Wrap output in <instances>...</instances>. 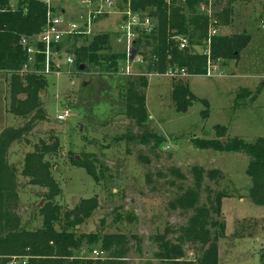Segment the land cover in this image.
I'll return each instance as SVG.
<instances>
[{
  "label": "rangeland",
  "instance_id": "rangeland-1",
  "mask_svg": "<svg viewBox=\"0 0 264 264\" xmlns=\"http://www.w3.org/2000/svg\"><path fill=\"white\" fill-rule=\"evenodd\" d=\"M113 1L112 13L101 17L93 29L94 33L110 32L111 51L126 54V40L117 33L120 14L116 13V7L121 9L122 5L120 0ZM49 2L54 12L67 22L80 23L87 15L81 0ZM232 8L231 21L221 25L220 35L246 31L250 41L237 60L215 61L212 75L181 77L194 96L185 113L175 110L170 96L177 78L148 75L147 129L162 137L158 146L153 139L145 145L125 138L140 129L123 116L125 102L120 92L128 76L123 72L124 62L117 63L116 74H102L98 68L90 72L86 64L80 70L66 62L70 56L67 52L87 43L90 35L77 41L66 39L60 45L53 55V73L41 74V70L33 73L45 80L38 97L46 118L36 121L26 141L13 143L8 152L9 162L17 168L18 213L26 227H40L42 217L38 208L47 202L43 196L47 189L32 185L29 177L21 175L24 156L35 146L53 142L55 150L45 156L59 188L53 202L66 211L80 199L94 197L97 205L76 226L78 233L125 235L129 242L125 255L128 264H160L155 257L154 237L171 228L174 231L168 238H175L178 229L187 223L192 211L172 210L168 204L183 189L192 186L194 166L219 170L221 177L215 181L205 179L204 186L228 195L222 199L219 218L225 224L224 236L218 241L219 263L264 264V208L248 197L251 186L245 173L248 156L199 149L192 143L194 138L221 139L215 125L226 127L223 143L232 137L253 142L264 136V0L235 2ZM134 68L138 69V65L134 64ZM26 71L31 74L33 64ZM26 73H20V78ZM9 77L0 72V132L9 126H22L29 119L8 112ZM244 88H249V93L239 98ZM64 110L68 116L58 120ZM86 154L96 158L93 164L100 174L98 182L78 164L86 159ZM172 169H178L185 178H178ZM210 191L201 189L200 204L207 202L209 194L212 198ZM94 250L99 254H94ZM184 251L188 259L197 254L190 245H184ZM76 252L82 258L107 257L98 245L85 244Z\"/></svg>",
  "mask_w": 264,
  "mask_h": 264
},
{
  "label": "trees",
  "instance_id": "trees-1",
  "mask_svg": "<svg viewBox=\"0 0 264 264\" xmlns=\"http://www.w3.org/2000/svg\"><path fill=\"white\" fill-rule=\"evenodd\" d=\"M250 0H212L213 16L221 25H228L233 13L235 2ZM0 0V72L10 75L8 80L9 105L8 112L21 118H29L22 126L6 127L0 132V264H128L126 254L129 242L123 234L78 233L77 225L88 218L96 207L94 197L80 199L70 210L61 211L60 206L53 202L59 188L51 175L50 161L46 154L52 153L56 143L35 146L34 150L24 156L21 175L29 177L32 185L44 187L47 190L43 196L47 200L38 208L42 217L40 227L30 229L21 219L18 196L17 168L8 160V152L13 143L26 141L27 135L33 129L36 121L46 118L41 107L38 91L45 84L43 74L44 56L35 55L33 72L26 73L28 60L24 47L20 44L23 37L32 38L40 34L46 23V6L39 0ZM127 3V0H120ZM208 0H130L132 11L147 12L151 17L155 15L156 27L151 33L139 31L133 41L141 55L143 64L139 66L142 74L126 76L125 88L120 96L125 102L123 116L131 120L139 129L136 134H127V140H136L140 144H148L150 139L158 146L163 142L158 136L147 129L149 114L146 108V89L148 75L164 73L169 67L184 69L191 75L205 74V57L195 53L191 48L202 45L207 37L208 16L198 8L200 3ZM216 7V8H215ZM53 10V8H52ZM54 11V10H53ZM182 35L188 39L189 47L179 48V42L174 36ZM110 32H96L90 35L87 43H80L67 53L73 58L77 68L86 64V69L96 72L98 68L102 74H116L117 63L125 62L124 52H112ZM77 41L86 36H73ZM62 40L55 45L56 52ZM250 35L246 31L232 35H217L211 39V57L214 61L237 60L240 52L248 45ZM41 47V45H39ZM20 73H26L20 78ZM249 90L239 92V98H244ZM23 96V98H21ZM175 110L185 113L194 100L187 81L177 78L173 81L170 92ZM204 111V116H206ZM214 130L218 138H223L226 127L215 125ZM220 139L194 138L192 143L199 149H214L220 152H239L248 156L245 169L251 180L248 197L257 205L264 208V136L253 142H246L240 137L226 139L221 144ZM84 160L78 162L86 172L98 182L96 158L86 154ZM92 160V161H91ZM178 178L185 176L178 169L171 171ZM192 186L181 191L169 202L170 209L192 211L184 226H181L175 238H168L174 230L165 229L157 234L155 257L160 264H220L218 259V241L224 236L225 224L220 221L222 199L228 197L224 191H210L204 180L215 181L221 177L217 169L205 170L194 166L191 168ZM201 189L213 193L207 196V202L200 204ZM85 244L98 245L100 250L107 253L106 258H82L77 250ZM184 245H190L197 254L188 259ZM75 251V252H74ZM90 250L89 252H91ZM19 259V260H18Z\"/></svg>",
  "mask_w": 264,
  "mask_h": 264
},
{
  "label": "built area",
  "instance_id": "built-area-1",
  "mask_svg": "<svg viewBox=\"0 0 264 264\" xmlns=\"http://www.w3.org/2000/svg\"><path fill=\"white\" fill-rule=\"evenodd\" d=\"M43 4H46V23L42 28L39 35L32 38L23 37L20 44L24 47L27 55L28 65L33 64L35 61V55L40 53L44 56V69L43 74L53 73V55L56 53L53 48L59 44L62 40L73 37L92 35L94 33V25L99 19L109 13H112V9L115 7L113 0H81V5L86 8L87 15L85 19L80 23L67 22L58 13L52 10L49 0H39ZM127 3H122L121 9L116 7V13L120 14V23L118 25L117 33L120 37L126 40V60L124 62V73L126 75L142 74L139 66L143 64V60L140 54H136L133 60L128 59V49L133 45V41L137 38L138 32L151 33L155 30L156 20L155 15L151 17L147 12L132 11ZM180 3H185L186 0H179ZM169 2V0H167ZM198 8L205 15L208 16V31L207 37L202 42V45H194L191 48L195 53H199L205 57V76H210L213 73L215 62L211 57V39L213 36L220 34L221 24L212 14V0H208L207 3H200ZM83 19V18H82ZM174 39L179 42V48L184 49L189 47L188 39L186 36L177 35ZM41 45V47H39ZM66 62L72 64L73 58L68 56ZM134 64L138 65V69L134 68ZM150 75L166 76L169 78H181L188 74L184 69H179L175 66L169 67L164 73H154ZM68 116V111L64 110L62 114L57 116L58 120H63ZM98 255V251H93Z\"/></svg>",
  "mask_w": 264,
  "mask_h": 264
},
{
  "label": "water",
  "instance_id": "water-1",
  "mask_svg": "<svg viewBox=\"0 0 264 264\" xmlns=\"http://www.w3.org/2000/svg\"><path fill=\"white\" fill-rule=\"evenodd\" d=\"M137 51L138 49L135 47V46H131L129 49H128V59L129 60H133V58L135 57V55L137 54ZM84 65L85 64H81L79 66V69L82 70L84 68ZM223 138L220 139V142L223 143Z\"/></svg>",
  "mask_w": 264,
  "mask_h": 264
},
{
  "label": "crops",
  "instance_id": "crops-1",
  "mask_svg": "<svg viewBox=\"0 0 264 264\" xmlns=\"http://www.w3.org/2000/svg\"><path fill=\"white\" fill-rule=\"evenodd\" d=\"M14 2H15L14 0H11V2H10V3H11V5H13V4H14ZM188 88H189V86H188ZM244 89H247V90H248L249 88H244ZM189 90H190V89H189ZM190 92H191V91H190ZM191 94H192V93H191ZM220 153H221V152H220Z\"/></svg>",
  "mask_w": 264,
  "mask_h": 264
}]
</instances>
